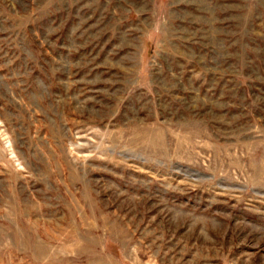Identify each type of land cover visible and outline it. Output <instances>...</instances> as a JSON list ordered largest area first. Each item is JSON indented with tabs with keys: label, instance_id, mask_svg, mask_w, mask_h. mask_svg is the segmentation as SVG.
<instances>
[{
	"label": "rangeland",
	"instance_id": "1",
	"mask_svg": "<svg viewBox=\"0 0 264 264\" xmlns=\"http://www.w3.org/2000/svg\"><path fill=\"white\" fill-rule=\"evenodd\" d=\"M0 264H264V0H0Z\"/></svg>",
	"mask_w": 264,
	"mask_h": 264
}]
</instances>
